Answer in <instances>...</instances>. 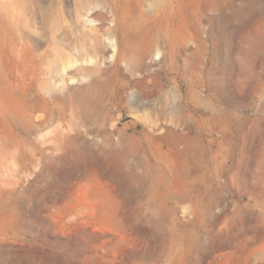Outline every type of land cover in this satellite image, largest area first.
<instances>
[{"label":"rangeland","instance_id":"374dc122","mask_svg":"<svg viewBox=\"0 0 264 264\" xmlns=\"http://www.w3.org/2000/svg\"><path fill=\"white\" fill-rule=\"evenodd\" d=\"M166 3L98 8L125 18L133 47ZM80 5L28 24L0 0V264H264V0H181L180 33L157 37L140 68L101 62L104 104H49L43 123L11 104L4 117V82L19 90L26 72L18 23L43 44L33 69L47 88L89 82L59 83L46 44H101Z\"/></svg>","mask_w":264,"mask_h":264},{"label":"bare ground","instance_id":"6f19581e","mask_svg":"<svg viewBox=\"0 0 264 264\" xmlns=\"http://www.w3.org/2000/svg\"><path fill=\"white\" fill-rule=\"evenodd\" d=\"M15 1H17L20 9L18 12H14L13 19L18 22L22 16L24 22L27 21L28 24L32 23L34 17L41 12L45 19L47 17L58 19L57 16H53L52 14L62 10V5L64 3V0H50L51 6L49 7L48 5H43L41 2L43 0ZM180 1L181 0H167L166 5L156 18L152 20V26L154 27L147 26V24L143 26L142 32H138L141 36L138 34V37H136L137 44L131 47L129 43L124 46L130 35L124 17H118L117 13L110 8L109 12L112 14L113 20L107 23L101 18L102 10L98 8L99 3H101L104 8H107L105 4H102L104 0H80L81 5L78 9L80 22L88 28L89 31L99 36L101 44L94 43L91 48H88L78 39L75 44L78 50H75L72 48L73 44L66 43L63 38H57L55 34L51 36L47 35L48 42L46 40L44 41L47 42L46 44L51 48V51L59 57L58 73L61 79L59 83L68 82L69 79L73 82L80 81V83H85L89 80L86 86L68 89L62 91V93H55L51 87L47 88L46 76L43 78L39 73H36L35 67L33 69L34 64L37 63V56L35 58V53L39 52V48H41L43 44L36 39L28 29H25L26 26L22 27L18 23L16 31L19 30V32H21L18 34L21 39V48L17 57L23 67L26 66V72L22 74L19 79L15 77L16 81H19V90H15L12 84L10 88L9 85L4 82L2 87L4 98L1 101L4 117L7 118L8 113L13 111L11 104H20L23 112L26 111L32 119L34 116H38L42 123L44 120H49L48 118L53 114V110L48 106L49 104H104L103 101H105L107 84L100 80L103 77L101 72H104V67L100 65L101 62L105 61L106 65L110 64L107 67V69H109L107 73H109L110 69L113 67L116 69L120 61H124L131 72L140 68L143 64L144 56L149 52L148 45H151L157 37L169 32L180 33L178 24L180 23L179 19H183V17L186 18L183 16V11L176 7ZM9 15H4L3 31L5 35L13 31V26L9 27L7 25ZM49 31H51V28H49ZM128 52H132L134 58H127L126 54H128ZM109 60H111V62ZM86 70L89 71L87 72ZM84 71L87 74L86 77H83L85 76L83 74ZM80 74L83 76L79 77ZM108 81H110V77ZM33 84H37L40 88L36 93H32L30 90ZM67 86L69 87V84L64 88ZM14 95H17L18 98L13 102L11 97ZM138 102H141L140 98L137 99L136 103ZM39 111L42 113H37ZM11 122L10 125L13 129L16 127L18 130V127L14 125L17 123Z\"/></svg>","mask_w":264,"mask_h":264}]
</instances>
